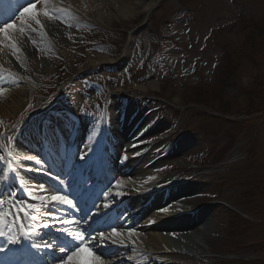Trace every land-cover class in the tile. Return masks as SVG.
<instances>
[{
  "label": "rangeland",
  "instance_id": "1",
  "mask_svg": "<svg viewBox=\"0 0 264 264\" xmlns=\"http://www.w3.org/2000/svg\"><path fill=\"white\" fill-rule=\"evenodd\" d=\"M155 1H81L64 9L47 1L25 15L27 22H14L0 38V66L21 60L23 79L0 78V104L19 92L29 95V105L15 114L6 136L53 105L59 114L77 113L85 126L111 96L108 115L138 120L147 132L143 148L155 155L153 163L161 159L151 176L171 185L194 172L199 183L174 199L184 210L211 209L196 225L211 227L199 240L205 254L177 263L264 260L258 245L264 241V0H161L148 17ZM47 21L58 36L45 30ZM30 49L44 63L38 71L37 60L23 56ZM123 51L130 53L124 67L102 68ZM132 179L137 187L146 181Z\"/></svg>",
  "mask_w": 264,
  "mask_h": 264
},
{
  "label": "bare ground",
  "instance_id": "2",
  "mask_svg": "<svg viewBox=\"0 0 264 264\" xmlns=\"http://www.w3.org/2000/svg\"><path fill=\"white\" fill-rule=\"evenodd\" d=\"M49 1V6L53 7V9L58 8H67L71 7L73 8L75 4H80L81 1H87L95 3L98 0H46V2ZM44 2V3H46ZM48 4V3H46ZM157 6L156 2H152L146 7V14L150 15L152 10ZM75 8V7H74ZM128 8V7H127ZM41 9V8H39ZM38 8L33 11L36 13ZM31 15V14H29ZM27 16V15H26ZM19 21L27 22L28 20L25 19V17H21ZM23 22V23H24ZM46 31L50 30L51 33L56 37L59 35V29L57 25L54 22L47 21L45 26ZM12 30L10 29V32ZM28 39V38H27ZM30 55L31 58H34L37 60L35 53L32 49L28 50L23 56ZM22 59V58H21ZM5 60V59H4ZM4 62V61H3ZM6 62V61H5ZM40 61H35V70H40L44 63ZM108 65H113L115 62H109L104 63ZM21 60H18L17 63L10 65L9 63H6L4 67H6L4 72L0 73V77L6 78L9 75H13L17 78V80L23 79L22 73L20 72L21 67ZM40 67V68H39ZM150 86H154V83H150ZM59 94V96H61ZM22 96H26V99ZM29 95H22L19 92H15L10 95L8 101L0 104V121L2 125L4 126L5 131L7 132L12 128L13 125H11L12 121L16 118V113H20L23 108H25L28 104ZM56 96V95H55ZM58 96V97H59ZM25 105V106H24ZM11 113V114H10ZM13 113V114H12ZM134 123L135 125L129 128V124ZM137 121H127V122H119L114 123L113 125L110 123L109 126L117 130V134L120 135L121 139H142L145 136V132L141 131V129L138 127L136 130V124ZM104 130H106V124L104 125ZM134 133L131 135L132 131ZM119 131V132H118ZM131 135V136H130ZM64 136H66V133H63L60 137H55L51 135L49 139H46V145L49 147V151L53 154H63L61 144L63 143ZM4 134L0 133V146L2 147L4 145ZM21 141V140H19ZM116 141V140H115ZM87 145H91L92 143L86 142ZM142 144V142H141ZM144 145V144H142ZM90 150V149H89ZM75 151V149H74ZM68 156V155H67ZM135 157V159H134ZM137 152L134 150L127 148L125 149L124 153L121 154L122 162L119 163V172L122 171L123 175H120V181H119V191L117 190V186H114L112 190H109V195H104L105 203L110 205L112 197L114 198L113 203L120 206L124 201L125 198L118 195V193H121L120 191H124L125 193L134 192L132 191L134 187V180H130L132 183L128 184L127 179L124 178V175H136L139 174L138 169L137 171H134V168L131 165H127L126 159L128 160L131 158L132 162H136V160H139ZM66 159V158H65ZM36 161L38 159L36 158ZM145 169V166L142 168ZM141 169V170H142ZM83 171L80 170V172ZM86 172V171H85ZM78 173V171H77ZM146 174V173H145ZM148 174V173H147ZM194 174V172H191L184 177H182L181 185L178 187H173L171 185H167L164 180L156 181L152 178H149V182L143 183L141 186L137 187L142 190H148V188H154L161 186L158 190H160L157 194L150 193L149 199H151L152 203L157 207V210L155 211V215L152 217L153 223H147V222H138L135 227L137 230L136 232H133V235L126 238V241L122 243H113L111 240H114L113 235L105 236L104 233H102V230H100V226H102L103 222L99 223L97 225L98 232L97 234H89L92 227H95L96 225L92 226L93 223L97 220H99V217H101L103 214L102 209L95 210L94 216H89L88 213H84V220L82 224H79L78 222H75L74 220H70L67 226L61 227L60 229H63V231H59V235H54L51 242H48L45 238H43V230L45 229L43 225L45 223L49 224V229L52 227L53 222V213L52 210H61L62 204H59L57 202H54L49 198L47 201L39 202L35 199L38 197H44L41 192V188L36 189V193L32 192L29 195V199L31 204H33L35 207L33 210H31L30 214V220L32 223V229L34 232H36L35 229L40 230L42 229L38 237L36 238V242L40 243L39 248L34 247L35 251H32L28 255V259L26 262H34V264H41L42 262L47 263L48 260L47 257H59L62 258L61 255V249H57L53 251L56 244H52L55 242H62L64 243L63 249H74L76 252H79L80 255L77 257L74 261L71 262V264H91V261L98 260L99 264H175L176 259L182 260L185 263H188L189 260H193L196 257H199L203 254H205V248H203L201 245H197L195 243V239L199 237L198 234L200 233H207L209 232L210 226L205 225L204 230L200 228L199 226H196L197 223H200L204 219L203 217L206 216L209 212L210 207H205L201 210H198L197 212L193 211H185L183 210V205L177 201L174 200L176 196L179 194H184L189 191H191L196 185L199 183L196 182L191 176ZM7 174L3 175L0 178L5 182L9 178L6 177ZM80 176H83L84 179L88 177V174H80ZM79 177H73L71 178L72 184L76 185V182L79 180ZM121 184V188H120ZM165 186V187H163ZM171 186V187H170ZM163 187V188H162ZM41 189V190H40ZM112 194V195H111ZM189 194V193H188ZM14 194V200H10L8 203L12 205L14 208H18L22 203L28 204L25 202H18L17 195ZM54 194H50V196H53ZM55 195H59L55 193ZM170 197L169 202L167 205H165V198ZM173 199V200H171ZM167 201V200H166ZM114 204L112 206H114ZM159 204H162L163 207L159 206ZM111 207V206H106ZM102 208V207H100ZM121 208V207H120ZM163 210V211H161ZM169 210L171 213H168ZM134 211V209L132 210ZM131 211V212H132ZM135 213V212H133ZM131 213V214H133ZM208 214V216H210ZM137 216V215H135ZM34 217V219H33ZM86 217V218H85ZM102 219V218H101ZM132 220V219H131ZM75 222V223H74ZM155 224L161 223V226L164 227L169 232V235L166 237H162L157 231H155L158 227H156ZM200 225V224H198ZM122 237L124 238V235H126V232H121ZM203 237V235H202ZM109 240V241H108ZM83 241V243H81ZM171 243V244H170ZM107 244L109 246H107ZM77 245V246H76ZM111 248V252L107 253L106 250ZM37 255V259L32 261V256ZM71 256L74 255V252L70 254ZM63 261L61 263H53V264H70L69 258H63Z\"/></svg>",
  "mask_w": 264,
  "mask_h": 264
},
{
  "label": "snow or ice",
  "instance_id": "3",
  "mask_svg": "<svg viewBox=\"0 0 264 264\" xmlns=\"http://www.w3.org/2000/svg\"><path fill=\"white\" fill-rule=\"evenodd\" d=\"M34 7V5H33ZM26 14H35L33 12V8L32 7H26L24 9L23 12H21V16H24ZM45 15H48V13L46 12ZM12 27L11 24L7 25V27L4 29L5 32H7L8 28ZM81 159H83V155L80 157ZM38 199H41L42 201H47L49 199V197L47 196H44V197H39ZM51 200L54 201V202H57L59 204H64V205H71L72 204V201L70 199H68L66 196L64 195H53L51 196ZM0 203H2V201H0ZM34 205L33 204H21L18 208H16V213L17 215L15 217H13V220L15 223H19V229H18V236L17 237H13L11 234L8 235L7 237V243L9 245H16L20 242V239L21 238H24V239H33L34 241V235H39L40 233L39 232H35L33 234L31 228H26L25 225L23 224V222L20 221V217H19V214L20 213H23L24 217L25 218H28V215H29V212L31 210L34 209ZM163 211V210H161ZM34 219V217H33ZM0 226H3L4 228H8V225H5L4 224V217L2 215H0ZM43 227L45 229H47L49 227V224L48 223H45L43 225ZM9 230V233L11 232V228H8ZM60 231H63V229H59ZM3 231L0 230V235H3ZM113 235H115V233H113ZM129 235H132V233H129ZM81 243H83V241H81ZM40 246V243H37V242H33V247H37L39 248ZM4 251V249L2 247H0V252ZM80 253L79 252H76L74 253L73 256H70L69 257V262L71 264L72 261H74L77 257H79ZM91 264H99V261L98 260H93L91 261Z\"/></svg>",
  "mask_w": 264,
  "mask_h": 264
},
{
  "label": "trees",
  "instance_id": "4",
  "mask_svg": "<svg viewBox=\"0 0 264 264\" xmlns=\"http://www.w3.org/2000/svg\"><path fill=\"white\" fill-rule=\"evenodd\" d=\"M262 106H264V103L263 104L262 103L260 104L259 109H261ZM254 207H256V206H254ZM262 219L264 220V218H262ZM258 245H261V246H259V249H262V248L264 249V241L261 244H258ZM244 264H264V260H257V261H254V262L244 263Z\"/></svg>",
  "mask_w": 264,
  "mask_h": 264
}]
</instances>
